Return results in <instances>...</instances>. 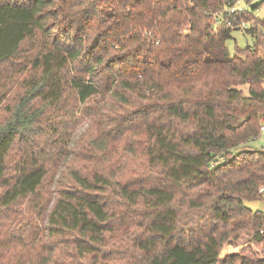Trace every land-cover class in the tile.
I'll return each instance as SVG.
<instances>
[{"label":"trees","instance_id":"1","mask_svg":"<svg viewBox=\"0 0 264 264\" xmlns=\"http://www.w3.org/2000/svg\"><path fill=\"white\" fill-rule=\"evenodd\" d=\"M236 2L0 0V209L53 185L0 264H263L264 36L229 54Z\"/></svg>","mask_w":264,"mask_h":264},{"label":"rangeland","instance_id":"2","mask_svg":"<svg viewBox=\"0 0 264 264\" xmlns=\"http://www.w3.org/2000/svg\"><path fill=\"white\" fill-rule=\"evenodd\" d=\"M245 2V0H237L235 6L236 8L247 11V16H250L251 20L246 22V30L235 29L229 33V37L226 40V47L231 56H233L237 50H242L246 46H252L254 44V39L247 32V30H249L251 27L256 26L264 36V0H252L248 4ZM250 5H256V9L252 10ZM241 12L245 13L244 11ZM240 89L244 95H247V85H243ZM3 119L4 114L0 111V124L2 123ZM88 124V121L82 122L81 120L72 133L69 132L67 140H75L84 132L86 133L85 128L87 129ZM262 126L264 127V119L262 121ZM248 148L253 150H264V130L260 131V134L256 139L248 143ZM61 170L62 168L59 167L56 172V177L59 175ZM44 190L46 202L38 209H34L33 211L30 209H23L22 207L24 205L15 206L12 210L0 209V238L7 240L9 238V234H13V236L30 237V239H33L34 235H36L38 238L40 235L45 233L47 213H49L53 197L52 180H49L45 184ZM244 205L252 211H258L264 214V193L260 199L244 201ZM36 213H39V216ZM33 224H37L35 227L39 231L38 234L34 232V229L30 231ZM25 245L26 244H24L23 247L18 248L19 253H24L23 258H26L27 256L25 255L29 253V247H25Z\"/></svg>","mask_w":264,"mask_h":264},{"label":"built area","instance_id":"3","mask_svg":"<svg viewBox=\"0 0 264 264\" xmlns=\"http://www.w3.org/2000/svg\"><path fill=\"white\" fill-rule=\"evenodd\" d=\"M226 11H227V13H231V12H235V11H239V12H240V11H245V10H243V9H239V8H236V6L234 5L233 7L227 9ZM216 23H218V21H217ZM227 25H228L229 27H232V25H231L229 22L227 23ZM239 29H241V30H245V29H246V22L241 21L240 24H239ZM263 130H264V127L261 126V127H260V131H263ZM258 192H259L260 194H263V193H264V187H260V188L258 189ZM262 262H263V264H264V257L262 258Z\"/></svg>","mask_w":264,"mask_h":264}]
</instances>
